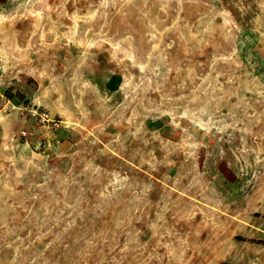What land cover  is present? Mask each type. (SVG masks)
Returning a JSON list of instances; mask_svg holds the SVG:
<instances>
[{"label":"rangeland","instance_id":"374dc122","mask_svg":"<svg viewBox=\"0 0 264 264\" xmlns=\"http://www.w3.org/2000/svg\"><path fill=\"white\" fill-rule=\"evenodd\" d=\"M0 264H264V0H0Z\"/></svg>","mask_w":264,"mask_h":264},{"label":"built area","instance_id":"2783aa9c","mask_svg":"<svg viewBox=\"0 0 264 264\" xmlns=\"http://www.w3.org/2000/svg\"><path fill=\"white\" fill-rule=\"evenodd\" d=\"M39 115H40V117H41L42 119H47V118H46V116H47L46 114L43 113V114H39Z\"/></svg>","mask_w":264,"mask_h":264}]
</instances>
